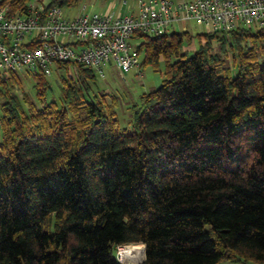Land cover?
Listing matches in <instances>:
<instances>
[{"label": "trees", "instance_id": "1", "mask_svg": "<svg viewBox=\"0 0 264 264\" xmlns=\"http://www.w3.org/2000/svg\"><path fill=\"white\" fill-rule=\"evenodd\" d=\"M191 37L135 34L165 77L130 125L92 69L59 79L60 102L43 71L28 74L39 103L17 73L0 80V264H121L128 243L145 244L140 264L264 262V27L199 33L193 54Z\"/></svg>", "mask_w": 264, "mask_h": 264}, {"label": "built area", "instance_id": "2", "mask_svg": "<svg viewBox=\"0 0 264 264\" xmlns=\"http://www.w3.org/2000/svg\"><path fill=\"white\" fill-rule=\"evenodd\" d=\"M195 20L207 33L230 35L238 28L264 27V0H139V13L83 10L66 15L60 4L31 0L26 9L9 13L0 7V80L11 72L43 71L46 76L76 78L77 66L105 77L108 65L121 73L141 62L133 39L137 32L160 35L175 24ZM127 249V251H126ZM121 264H140L144 243L116 244Z\"/></svg>", "mask_w": 264, "mask_h": 264}, {"label": "rangeland", "instance_id": "3", "mask_svg": "<svg viewBox=\"0 0 264 264\" xmlns=\"http://www.w3.org/2000/svg\"><path fill=\"white\" fill-rule=\"evenodd\" d=\"M46 2L50 0H45ZM111 0H81L77 5L74 6H63L66 15H76L82 11L83 6L86 4V11H98L106 12L105 9ZM121 0H119L120 2ZM136 0H129V3H135ZM126 9V8H125ZM178 28H182L181 26ZM185 29L190 32L192 38H185L184 48L189 50L190 54H193L199 47L201 39L199 38V33L205 32V27L196 22L195 20L187 21ZM216 43V42H215ZM217 47V43L215 44ZM215 50V49H214ZM144 55H140V60L142 61ZM229 64H232V57L228 58ZM18 76L21 79L22 90L17 89L15 92L19 97H22L23 91L29 93V99L39 103L36 98L35 89L33 88V78L26 72L19 73ZM165 77L164 63L155 69L152 65H141V72L138 69L133 68L131 70L119 73L116 69L106 68L105 77H97L94 84V92L107 101L106 104L109 106L113 105V102H117V111L122 125H130L134 116V107L141 104L140 96L142 93L153 90L157 88L163 78ZM51 81L52 90L48 94V99H52L60 102V81L56 73L48 77ZM24 106L27 104L24 102ZM1 114V110H0ZM3 137L2 126L0 123V140ZM216 264H264V262L253 261L249 259H226L221 260Z\"/></svg>", "mask_w": 264, "mask_h": 264}, {"label": "crops", "instance_id": "4", "mask_svg": "<svg viewBox=\"0 0 264 264\" xmlns=\"http://www.w3.org/2000/svg\"><path fill=\"white\" fill-rule=\"evenodd\" d=\"M86 5V4H85ZM84 7V6H83ZM86 8H87V5H86ZM126 8V9H125ZM83 10V8H82ZM105 11H109V12H112L114 14H129V13H134V14H137L139 13V0H136L135 3H129V0H121L119 2V0H111L108 4V6L106 7ZM81 12V11H80ZM79 12V13H80ZM78 13V14H79ZM77 15V14H76ZM74 16V15H73ZM185 24H175L174 27H173V31L174 30H178V31H186L185 29ZM182 27L181 29L178 28V27ZM192 38V37H191ZM137 41L136 40H133V43H136ZM200 46V44H199ZM199 48V47H198ZM197 48V49H198ZM184 50H187L185 48H183ZM106 68H110V69H116L117 71H119L120 73V70L116 67V66H113V65H108Z\"/></svg>", "mask_w": 264, "mask_h": 264}, {"label": "water", "instance_id": "5", "mask_svg": "<svg viewBox=\"0 0 264 264\" xmlns=\"http://www.w3.org/2000/svg\"><path fill=\"white\" fill-rule=\"evenodd\" d=\"M145 258H146V254H145ZM145 258H144V260H145Z\"/></svg>", "mask_w": 264, "mask_h": 264}, {"label": "bare ground", "instance_id": "6", "mask_svg": "<svg viewBox=\"0 0 264 264\" xmlns=\"http://www.w3.org/2000/svg\"><path fill=\"white\" fill-rule=\"evenodd\" d=\"M126 251H127V249H126Z\"/></svg>", "mask_w": 264, "mask_h": 264}]
</instances>
